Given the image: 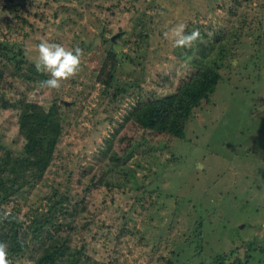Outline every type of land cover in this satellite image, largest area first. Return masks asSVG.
Instances as JSON below:
<instances>
[{
  "label": "rangeland",
  "instance_id": "374dc122",
  "mask_svg": "<svg viewBox=\"0 0 264 264\" xmlns=\"http://www.w3.org/2000/svg\"><path fill=\"white\" fill-rule=\"evenodd\" d=\"M181 23L227 49L215 90L177 137L126 115L194 72L174 47ZM41 39L83 50L59 89L40 88ZM23 98L55 99L63 130L43 176L0 197L27 242L8 250L15 264L33 263L35 225L69 234L88 264H211L223 252L264 264L249 250H264V0H0V158L21 152Z\"/></svg>",
  "mask_w": 264,
  "mask_h": 264
},
{
  "label": "trees",
  "instance_id": "16d2710c",
  "mask_svg": "<svg viewBox=\"0 0 264 264\" xmlns=\"http://www.w3.org/2000/svg\"><path fill=\"white\" fill-rule=\"evenodd\" d=\"M242 18L243 16L240 20ZM193 30L194 28L188 26L185 34H190ZM242 30L240 28L239 32ZM199 31L201 39L187 48V54L180 53L181 57L186 58L190 66L194 68V72L183 78L175 92L171 94L137 100L126 115L127 121H131L134 126L155 132L177 137L183 135L186 121L192 115L194 108L201 100L208 99L215 90L226 56L227 48L216 43V41L219 42L218 36L212 41L202 29ZM236 40L237 34H234L233 41ZM109 41L111 44L114 43L112 38ZM213 53L217 55L211 57ZM112 65L108 77L103 81L106 87L110 86L111 80L114 78L112 67L115 69V63ZM33 68L35 69V67ZM35 72L40 81L48 78L46 74L37 72L36 69ZM26 78L36 79L30 75H27ZM103 91L106 92V88H103ZM3 104L6 107L14 106L8 101ZM18 107V133L23 138V146L18 154L5 149L4 155L0 158V197L10 194L15 185H17L15 189H19L43 176L54 156L63 130L61 105L55 99L45 108L35 100L23 98ZM62 198L64 199V197ZM14 211L9 212L11 215L8 219H0V242L8 244L11 255H16L27 247V242L20 229L22 222L19 221ZM7 225H9V229L4 228ZM32 232L35 253V256L32 257V264L89 263V258L84 255L83 250L72 247L69 234L63 235L62 230L35 225ZM249 250L264 253L260 246H250ZM229 252L235 254L233 249ZM9 259L11 264H15V260L10 256ZM240 260L239 257H233L228 262L226 252H223L215 255L211 264H237ZM242 261L246 262L247 257ZM92 264L104 263L93 261Z\"/></svg>",
  "mask_w": 264,
  "mask_h": 264
},
{
  "label": "clouds",
  "instance_id": "9594fccd",
  "mask_svg": "<svg viewBox=\"0 0 264 264\" xmlns=\"http://www.w3.org/2000/svg\"><path fill=\"white\" fill-rule=\"evenodd\" d=\"M186 27V24L181 23L171 30L174 38V47L190 48L201 39L199 30H193L190 34H185ZM36 50L37 58L34 62V67L37 72L48 76L47 79L40 81L41 89H59L63 82L72 79L78 74L83 56V50L78 46L71 49L60 43L41 39L36 45ZM10 215V213L5 212L0 214V219L6 220ZM8 247L6 242H0V264H11Z\"/></svg>",
  "mask_w": 264,
  "mask_h": 264
},
{
  "label": "water",
  "instance_id": "95a60500",
  "mask_svg": "<svg viewBox=\"0 0 264 264\" xmlns=\"http://www.w3.org/2000/svg\"><path fill=\"white\" fill-rule=\"evenodd\" d=\"M112 39H113V37H112Z\"/></svg>",
  "mask_w": 264,
  "mask_h": 264
}]
</instances>
